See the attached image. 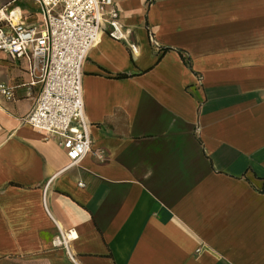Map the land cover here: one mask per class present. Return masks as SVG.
<instances>
[{
	"label": "crops",
	"instance_id": "1",
	"mask_svg": "<svg viewBox=\"0 0 264 264\" xmlns=\"http://www.w3.org/2000/svg\"><path fill=\"white\" fill-rule=\"evenodd\" d=\"M114 3L124 37L105 23L85 59L78 163L26 121L41 83L0 50V264H264V0Z\"/></svg>",
	"mask_w": 264,
	"mask_h": 264
},
{
	"label": "built area",
	"instance_id": "2",
	"mask_svg": "<svg viewBox=\"0 0 264 264\" xmlns=\"http://www.w3.org/2000/svg\"><path fill=\"white\" fill-rule=\"evenodd\" d=\"M42 22L26 23L18 7L0 5V50L12 58L25 57L31 84L41 90L26 121L58 136L72 163L92 149L85 116L83 65L105 25L110 35L124 37L114 0H36ZM0 93L12 99L13 86L0 82ZM82 184V183H81ZM65 243L60 235L55 241Z\"/></svg>",
	"mask_w": 264,
	"mask_h": 264
},
{
	"label": "rangeland",
	"instance_id": "3",
	"mask_svg": "<svg viewBox=\"0 0 264 264\" xmlns=\"http://www.w3.org/2000/svg\"><path fill=\"white\" fill-rule=\"evenodd\" d=\"M0 1H5V0H0ZM6 75L4 74V70L0 69V79H4Z\"/></svg>",
	"mask_w": 264,
	"mask_h": 264
}]
</instances>
